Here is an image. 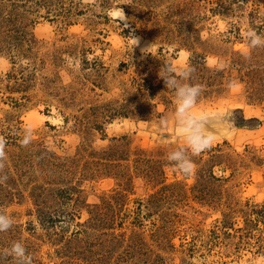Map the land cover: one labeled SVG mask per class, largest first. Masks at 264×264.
Instances as JSON below:
<instances>
[{"label":"rangeland","instance_id":"1","mask_svg":"<svg viewBox=\"0 0 264 264\" xmlns=\"http://www.w3.org/2000/svg\"><path fill=\"white\" fill-rule=\"evenodd\" d=\"M253 32L264 0H0V264L14 242L31 264H264ZM162 67L231 121L189 176Z\"/></svg>","mask_w":264,"mask_h":264},{"label":"clouds","instance_id":"2","mask_svg":"<svg viewBox=\"0 0 264 264\" xmlns=\"http://www.w3.org/2000/svg\"><path fill=\"white\" fill-rule=\"evenodd\" d=\"M133 47L137 44L136 38H130ZM250 44L253 47L264 45V40L254 32L250 33ZM165 75L161 79L165 83V88L170 89L175 97L174 126L175 131L182 139L184 147L173 150L167 156L169 161L175 162L181 175L189 176L194 170L192 158L186 153H191V157L199 155L208 149L220 132L228 130L231 124L229 119H224L226 115H195L192 109L195 108L198 98L202 94V87L199 84L184 83L191 78V69L182 71L179 76L173 74L169 67H162ZM3 167V165H0ZM7 179L3 176L0 182ZM12 218L0 213V232H6L12 227ZM6 256H11L15 264H31V256L20 242H14L12 246L5 250Z\"/></svg>","mask_w":264,"mask_h":264},{"label":"trees","instance_id":"3","mask_svg":"<svg viewBox=\"0 0 264 264\" xmlns=\"http://www.w3.org/2000/svg\"><path fill=\"white\" fill-rule=\"evenodd\" d=\"M244 122H245V120L241 118L236 123H237L238 126H243Z\"/></svg>","mask_w":264,"mask_h":264},{"label":"bare ground","instance_id":"4","mask_svg":"<svg viewBox=\"0 0 264 264\" xmlns=\"http://www.w3.org/2000/svg\"><path fill=\"white\" fill-rule=\"evenodd\" d=\"M117 16L120 17V18H119L120 20L123 19V13H122V12L120 13V15H117ZM47 119H48V118H47Z\"/></svg>","mask_w":264,"mask_h":264}]
</instances>
